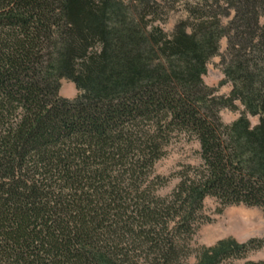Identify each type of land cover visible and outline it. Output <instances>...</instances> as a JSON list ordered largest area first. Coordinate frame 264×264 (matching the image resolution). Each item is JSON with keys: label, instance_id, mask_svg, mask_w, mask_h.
I'll return each instance as SVG.
<instances>
[{"label": "trees", "instance_id": "obj_1", "mask_svg": "<svg viewBox=\"0 0 264 264\" xmlns=\"http://www.w3.org/2000/svg\"><path fill=\"white\" fill-rule=\"evenodd\" d=\"M178 5L169 35L156 23ZM215 56L228 95L205 83ZM62 79L81 94L60 96ZM180 134L200 163L157 174ZM208 197L264 212V0H0V264H226L264 248L193 249Z\"/></svg>", "mask_w": 264, "mask_h": 264}, {"label": "rangeland", "instance_id": "obj_2", "mask_svg": "<svg viewBox=\"0 0 264 264\" xmlns=\"http://www.w3.org/2000/svg\"><path fill=\"white\" fill-rule=\"evenodd\" d=\"M186 18L187 12L183 6L178 5L175 10L169 13L166 20L156 24L171 35L177 23ZM226 47L227 39L223 38L220 53H223ZM220 61V56H215L210 60L204 80L208 86L217 89L218 95H228L232 85L231 83H224L225 75L222 72ZM59 94L62 97L74 99L81 94V91L72 81L62 79ZM243 110L244 107L240 103H238L236 110L224 108L221 111L222 120L230 124L240 117ZM250 119L253 125L258 123L257 117H250ZM199 150L200 145L194 138L185 134L176 136L168 146L167 155L157 163L156 173L168 176L180 170L182 165L199 164ZM177 183L178 179H173L167 187L160 190V194L169 193ZM203 215L204 221L200 224L191 242L193 249L201 246H212L219 240L229 237L244 242L251 238L264 236V212L259 207L243 204L223 207L219 200L208 197L204 202ZM247 260L264 261V248L252 252L247 259L233 260L226 264H245ZM190 262H194V257L190 259Z\"/></svg>", "mask_w": 264, "mask_h": 264}]
</instances>
